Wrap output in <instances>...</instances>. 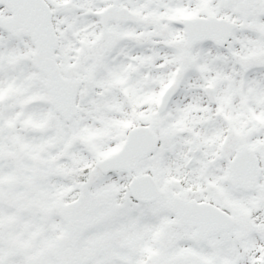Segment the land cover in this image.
<instances>
[{
  "label": "snow or ice",
  "instance_id": "obj_1",
  "mask_svg": "<svg viewBox=\"0 0 264 264\" xmlns=\"http://www.w3.org/2000/svg\"><path fill=\"white\" fill-rule=\"evenodd\" d=\"M0 264H264V0H0Z\"/></svg>",
  "mask_w": 264,
  "mask_h": 264
}]
</instances>
